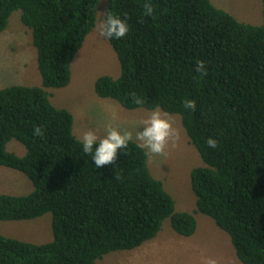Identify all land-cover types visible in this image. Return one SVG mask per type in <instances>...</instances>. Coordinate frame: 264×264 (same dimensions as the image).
<instances>
[{"label":"trees","instance_id":"obj_1","mask_svg":"<svg viewBox=\"0 0 264 264\" xmlns=\"http://www.w3.org/2000/svg\"><path fill=\"white\" fill-rule=\"evenodd\" d=\"M101 1L0 0V35L21 11L42 77L41 86L0 89V166L34 186L25 195L0 194V221L51 213L53 230L44 244L0 233V264H98L155 239L166 220L183 237L197 230L195 214L178 212L151 173L145 148L131 140L116 161L96 169L72 113L51 101V89L70 85ZM149 2L153 16L143 14ZM109 12L130 30L108 40L121 75L99 77L97 95L181 117L204 162L191 172L197 212L231 237L241 263L264 264V0L262 25L242 23L212 0H106ZM201 61L205 70L197 71ZM186 99L195 100L194 110L184 108ZM209 137L216 148L207 146ZM12 140L25 146L24 156L8 150Z\"/></svg>","mask_w":264,"mask_h":264},{"label":"rangeland","instance_id":"obj_2","mask_svg":"<svg viewBox=\"0 0 264 264\" xmlns=\"http://www.w3.org/2000/svg\"><path fill=\"white\" fill-rule=\"evenodd\" d=\"M214 6L225 10L242 23L263 24V0H212ZM106 16V0L98 11L97 25ZM69 86L51 89V101L58 108L70 111L74 117L73 131L81 140L85 131L94 130L103 138L110 128L131 132L132 140L141 145L136 133L152 110H129L116 100L101 98L95 91L99 77L121 75L119 59L108 39L96 28L72 61ZM41 86L37 50L31 30L24 25L21 11H15L7 29L0 35V89L12 85ZM160 110V109H159ZM166 114L172 121L175 136L164 153L148 152V165L153 176L160 179L172 195L178 212L194 213L197 230L190 237L176 233L166 220L158 236L142 246L127 251L111 252L98 264H243L238 259L231 237L215 221L197 212V199L192 189L191 172L204 165L198 149L191 143L179 115ZM113 113L117 118L113 119ZM8 150L24 156L26 148L12 140ZM34 189L28 177L11 168L0 166V194L25 195ZM0 233L7 237L44 244L53 239L52 215L45 214L32 220L0 221Z\"/></svg>","mask_w":264,"mask_h":264},{"label":"clouds","instance_id":"obj_3","mask_svg":"<svg viewBox=\"0 0 264 264\" xmlns=\"http://www.w3.org/2000/svg\"><path fill=\"white\" fill-rule=\"evenodd\" d=\"M143 14L153 16L154 8L152 4L145 3ZM99 33L108 40H120L125 37L130 30V25L126 19L119 14L109 12L106 17L97 25ZM204 69V62L197 65V71ZM136 104H143V101L137 97ZM186 110L196 108L195 100L186 99L184 102ZM116 113H113V119H116ZM36 134H41L39 128L35 129ZM175 136V129L172 121L162 113L159 108L152 110L151 114L142 123V129L136 133V138L141 141V147L152 154L164 153L166 146L171 138ZM132 140L131 132H122L117 128H110L103 138H99L94 130H87L83 133L81 144L83 152L91 155L92 163L96 169L104 165L112 164L116 161L118 150L123 151ZM218 141L212 137L206 140L208 147L216 148ZM208 264H216L214 259H209Z\"/></svg>","mask_w":264,"mask_h":264}]
</instances>
